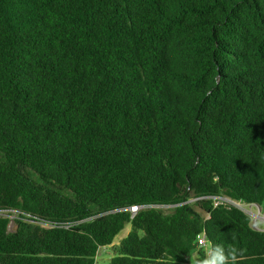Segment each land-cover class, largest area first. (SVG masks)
<instances>
[{
    "label": "trees",
    "instance_id": "1",
    "mask_svg": "<svg viewBox=\"0 0 264 264\" xmlns=\"http://www.w3.org/2000/svg\"><path fill=\"white\" fill-rule=\"evenodd\" d=\"M217 197L264 204V0H0V264H96L128 224L110 264L201 235L264 264Z\"/></svg>",
    "mask_w": 264,
    "mask_h": 264
},
{
    "label": "built area",
    "instance_id": "2",
    "mask_svg": "<svg viewBox=\"0 0 264 264\" xmlns=\"http://www.w3.org/2000/svg\"><path fill=\"white\" fill-rule=\"evenodd\" d=\"M213 200L215 201V206L217 205H229V206H235L237 208H239L240 210H242L243 212H245L246 214H248L252 221L251 224H254V229L258 230V231H264V210L262 209V207L258 204H246L243 203L241 201H236L233 200L229 197H217V198H213ZM147 207L144 206H131L129 208L130 212L132 213V217H134L141 209H144ZM156 208H160V209H169V208H173V206L170 205H161V206H156ZM254 209H256V211H254ZM77 224V222H73V223H65L63 225H60V227H65V228H69L72 226H75ZM206 237L204 235L199 236L198 238V246H201L205 243Z\"/></svg>",
    "mask_w": 264,
    "mask_h": 264
},
{
    "label": "clouds",
    "instance_id": "3",
    "mask_svg": "<svg viewBox=\"0 0 264 264\" xmlns=\"http://www.w3.org/2000/svg\"><path fill=\"white\" fill-rule=\"evenodd\" d=\"M234 239V237H233ZM199 247L204 250V255L200 256L199 250L190 257V264H237V249L226 248L221 244H214L210 240Z\"/></svg>",
    "mask_w": 264,
    "mask_h": 264
},
{
    "label": "rangeland",
    "instance_id": "4",
    "mask_svg": "<svg viewBox=\"0 0 264 264\" xmlns=\"http://www.w3.org/2000/svg\"><path fill=\"white\" fill-rule=\"evenodd\" d=\"M262 209L264 210V204L261 206ZM173 208H167V209H163L165 212H170ZM254 211H256V209H254ZM252 226L254 227V224L252 223ZM16 229V225L14 222H11L10 224V231H15ZM131 231V225L128 224L125 226V228L116 236L113 245L114 246H107V247H103L100 248L97 258H96V264H110L112 258L115 256L114 253V248L116 247V245H118ZM199 250V254L200 256L204 255V250L203 248L201 249V247H199L197 250H195L193 253L197 252ZM192 253V254H193ZM192 254L190 255V257L192 256ZM190 260V258H189Z\"/></svg>",
    "mask_w": 264,
    "mask_h": 264
}]
</instances>
